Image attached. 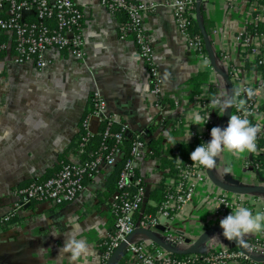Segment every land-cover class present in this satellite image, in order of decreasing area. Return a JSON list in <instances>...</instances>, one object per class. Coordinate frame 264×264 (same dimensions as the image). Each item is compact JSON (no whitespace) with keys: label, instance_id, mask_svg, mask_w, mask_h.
<instances>
[{"label":"crops","instance_id":"0c3cea01","mask_svg":"<svg viewBox=\"0 0 264 264\" xmlns=\"http://www.w3.org/2000/svg\"><path fill=\"white\" fill-rule=\"evenodd\" d=\"M136 1L153 5L144 14V26L160 71L164 102L177 114L173 119L185 123V131L195 123V100L205 83L196 92L187 81L203 70V62L193 51L186 50L172 17L173 0ZM74 2L83 13L81 58L68 48L51 49L45 53L48 65L39 69L29 62L18 64L9 56L0 57V264H70L66 255H59V249L72 233L73 224L80 225L77 238H83L90 246L82 264L98 261V244L113 224L104 206L108 196L103 194L111 169L104 168L86 180L71 202L31 201L16 205V189L22 181L45 175L61 158L79 160L74 141L93 89L103 94L108 111L126 125L128 136L142 127L148 140L166 133L165 126L153 122L154 96L149 90V72L137 56L134 41L119 36L117 17L99 0ZM201 8L211 23L207 34L216 63L226 72L219 53L235 52L234 30L241 12L238 8L229 12L226 0H202ZM214 74L221 87H227L222 77ZM257 93L264 101V82ZM175 98L179 99L178 106L173 104ZM91 129H98L94 117ZM240 155L221 153L213 168L215 175L232 177L234 166L241 163ZM137 169L148 183L146 187L150 186L149 191L163 177V170L153 169L150 157L139 160ZM205 187L215 188L208 183ZM203 198V192L198 191L193 203L178 215L179 224H186L187 229L197 233L206 230L213 220L212 206ZM249 198L254 202L253 213L264 211V193H251ZM222 232L209 235L199 250L206 252L225 244L227 239ZM245 238L264 240V232L249 233Z\"/></svg>","mask_w":264,"mask_h":264},{"label":"built area","instance_id":"2783aa9c","mask_svg":"<svg viewBox=\"0 0 264 264\" xmlns=\"http://www.w3.org/2000/svg\"><path fill=\"white\" fill-rule=\"evenodd\" d=\"M196 0H173L172 17L174 24L184 39L187 51H193L203 62V70L208 80L201 85L202 93L196 96L195 113L203 117L199 125L192 122L182 134L177 135V143H166L165 134L177 126L176 113L170 104L164 102L160 71L155 62L154 49L151 39L144 26V14L153 5L136 0H99L100 4L112 12L116 6L123 7L128 14L129 21L125 26H118L121 38H131L136 46L137 56L148 69L149 90L154 96L153 116L154 124L165 126L163 145L166 151L174 149L184 141L189 131L192 136L188 143H193L191 151L203 142L211 139L212 127L219 126L222 118L220 108L213 109L212 99H227L228 89L221 87L216 79L213 66L208 53L200 50L197 36L189 32V25L194 13L191 12ZM227 10L238 8L241 12L238 27L234 30L235 52L222 51L220 60L224 62L227 75L233 89L231 114L247 118L253 125H259L257 134V150L245 152L240 155L241 163L232 173L238 185L264 184L259 172L264 174V162H251L250 156H264V101L259 97L257 90L264 82V71L254 68L264 64V31L259 30L258 24L264 22V0H226ZM0 11L5 16L0 17V51L9 49L11 36L14 37L15 53L8 55L15 63H32L36 68L42 69L49 63L45 53L51 49H70L71 53L81 58L84 54L81 20L83 13L74 0H0ZM34 15L35 20H27ZM50 23L54 25L51 26ZM7 34L6 42L1 41V35ZM93 111L81 119L82 130L79 142L81 157L78 161H70L61 166V169L46 179L36 180L29 186L18 189L17 207L31 201H49L63 204L73 201L85 185L86 177L94 178L104 168L114 170L118 161L124 157L120 147H112L108 151L98 153L94 157L83 158L86 144L91 141L99 131L102 123L107 125L102 135L120 142L125 137H133L129 148V158L123 162L116 181L117 190L104 201L105 210L112 216L113 224L105 232L100 241V257L96 264H107L114 252L124 244L120 253L111 264H253L252 259L239 249H232L229 244H221L213 250L206 252H192L182 257H176L164 249L146 234L134 232L136 229H145L151 232L164 244L175 249L187 248L202 232L189 230L186 224H179L178 215L193 203L198 191L203 192V200L212 206L213 220L209 225L220 224V220L234 211L237 203L253 209L254 202L250 200L251 194H235L215 186L206 175V168L196 165L187 155L177 154L172 165L174 175L165 180L166 194L158 203L146 201V205L156 206L153 212L141 211L145 198V184L142 175L135 170L137 162L148 156L147 137L142 127L128 136L126 125L121 122L115 113L107 109L106 101L99 89H93L89 95ZM175 106L179 99L173 100ZM210 113L207 121L208 114ZM98 121L97 131L91 129V118ZM229 117L224 127L227 126ZM172 118V119H171ZM172 121V123L170 122ZM116 123L120 126L118 131H111L110 126ZM152 167L157 171L158 157H150ZM236 166V165H235ZM205 183L214 189L207 190ZM251 202H250V201ZM249 201V202H248ZM5 219H8L6 217ZM205 231V230H204ZM130 236V237H129ZM187 239L190 241L188 242ZM249 241L243 237V243L249 252L256 256H264V243ZM264 242V240H262ZM259 263V262H258ZM260 264H264L261 262Z\"/></svg>","mask_w":264,"mask_h":264},{"label":"trees","instance_id":"16d2710c","mask_svg":"<svg viewBox=\"0 0 264 264\" xmlns=\"http://www.w3.org/2000/svg\"><path fill=\"white\" fill-rule=\"evenodd\" d=\"M191 12H193L194 16H195V4L193 5ZM112 13L117 17L119 26H125L126 23L129 21L128 14L123 7H119V6L114 7L112 9ZM200 15H201L202 25H203L204 29L206 30V32H208L211 23L204 16V12H203V9L201 7H200ZM1 16H5L4 11H0V17ZM27 20H30V21L35 20V16L30 15V16H28ZM82 23H83V19L81 20V26H82ZM50 24H51V26L54 25L53 23H50ZM258 27H259V30L264 31V22L259 23ZM188 29H189V32L191 35L197 36L199 38L200 50L204 53H208L206 44L203 40L202 33L200 31V28L197 24L195 17H193L191 19V23H190ZM8 37L9 36L7 34L1 35V41L6 42ZM10 39H12V42H10L9 49L8 50L5 49L4 51H0V57L12 55L13 53H15V48H14L15 45H14V41H13L14 37L11 36ZM254 68L264 71V64L256 65ZM207 80H208V75H207L206 71L202 70V71H199L196 75L189 78L187 82L193 87V90L195 89V91L197 92L199 85L202 82H206ZM194 95H195V93H194ZM92 111H93V107L89 101L88 107H87L85 113L83 114V116L81 117V119L84 118L86 115L90 114ZM80 122H81V120H80ZM176 123H177V126H175V128L172 129V132L170 133V135H172V136H177L178 134H176V133L183 132L184 128L186 126L183 121H180V122L177 121ZM106 127H107V125L105 123H102L99 126L98 133L95 134L94 137L91 139V141H89L86 144L85 153L83 155V158H89V156H90L89 153H90L91 156L94 157L98 153L108 151L112 147H120L124 151V157L120 161H118L114 170L111 172V174L109 176L108 182L106 184V190L103 193L105 198L117 190L116 181L118 178V174H119L120 169L123 166V162L127 158L130 157L129 156V148H130V145L133 141V137H131V138L125 137L120 142H115V140H113L112 138H104L102 133H103V131H105ZM110 129H111V131L115 132V131H118L120 129V126L117 125L116 123H113L110 126ZM81 133H82V130L79 129V132H78V134L75 138V141H74L75 150L77 151V153L80 157L82 155L79 152V142H80ZM163 138H164L163 135H159L158 137L147 141V146L149 149L148 156L149 157H158L159 160H158L157 169L163 170L162 179L158 183H156L154 185V187L149 191L150 202H154V203H158L159 201H161L165 197V194L167 192L165 189V180L167 179V177L174 175V169H173L172 165L174 163L176 155L177 154L187 155L188 152L191 151V149L193 147V143L181 142L178 145H176L174 147V149L166 151L165 147L163 145ZM263 144H264V142L262 141L260 143V146H262ZM249 159L251 160V162L260 161L261 164L264 162V156L263 155L250 156ZM67 162H70V161L68 159L61 158L59 160V163L56 165V167L54 169L47 170L45 175L39 177L36 180H42V179H46L50 176H53L55 173H57L61 169V166ZM135 173L137 175L140 174L139 170L137 168L135 170ZM259 175L264 180V174L262 171L259 172ZM88 179H89V177H86L85 181ZM36 180L22 181L18 185L16 190L27 187L32 182H34ZM144 184H145L144 187H145V192H146V185L148 183L144 181ZM155 209H156V206H153L152 204H149L144 208L145 212H153ZM248 240L252 241V242L257 241L254 238H249ZM260 243H264V242H262V240H260ZM231 248L234 250L238 249L237 247H231ZM173 255L176 257H182L185 254L173 253ZM252 263L258 264V262H255V261H252ZM121 264H124V263H121Z\"/></svg>","mask_w":264,"mask_h":264},{"label":"clouds","instance_id":"9594fccd","mask_svg":"<svg viewBox=\"0 0 264 264\" xmlns=\"http://www.w3.org/2000/svg\"><path fill=\"white\" fill-rule=\"evenodd\" d=\"M213 109L219 107L224 115L226 109L230 108L231 101L224 99H212L210 101ZM210 113L208 114L207 121ZM195 124L200 123L203 117L195 114L193 117ZM259 125H253L247 118L240 115L231 114L226 127L214 126L211 129V139L198 145L190 153V159L196 165H202L204 168L212 169L217 164V158L223 152L239 156L245 152H255L257 150V134ZM192 133L189 131L184 137L188 143ZM166 143L171 146L177 143V137L165 134ZM220 226L223 229L222 235L227 240H235L243 243V237L249 233L264 232V211L253 213L251 209L237 203L234 211L220 220ZM72 233L67 236L63 246L59 249V255H66L70 264H82L89 253V245L83 238H77L80 230L79 224L71 226ZM147 264V262H146Z\"/></svg>","mask_w":264,"mask_h":264},{"label":"water","instance_id":"95a60500","mask_svg":"<svg viewBox=\"0 0 264 264\" xmlns=\"http://www.w3.org/2000/svg\"><path fill=\"white\" fill-rule=\"evenodd\" d=\"M201 2L202 0H196L195 1V19L197 21V24L200 28V31L202 33L203 40L206 44L207 50H208V55L210 57V62L211 65L213 66V69L216 73H218L222 79L226 82L227 84V89H228V100L231 101V106H232V99H233V89H232V84L231 81L227 75V72H224L219 69L217 63H216V58H215V52L211 44V40L205 31L202 21H201V15H200V7H201ZM231 106L230 108L226 109L224 115H222L221 121L219 123V126L221 128L224 127V124L229 117L230 111H231ZM206 175L209 178V180L217 187H220L221 189H224L226 191L235 193V194H251V193H264V184H259V185H238L237 182L233 179V177L229 176H223L222 178H219L215 175L212 169H207L206 168ZM149 188L150 186L148 185L146 187V192H145V198H144V203L142 204L141 211L144 210L146 206V201L149 197ZM218 230H223L220 226V224H215L210 226L208 229L203 231L196 240H194L187 248L183 250L175 249L169 245L164 244L162 241H160L157 237H155L151 232L145 229H136L134 232H141L146 234L150 239L155 241L158 245L163 247L164 249L170 251L171 253H179V254H188L192 252H201L199 250L200 244L212 233ZM130 237V236H129ZM189 242L190 240L187 239ZM226 244H229L231 247H237L239 250H241L243 253L248 255L249 258H251L255 262H264V256H256L252 254L251 252L248 251V249L245 247L244 243L237 242L235 240H227ZM124 244L120 245V247L114 252V254L111 256L110 260L108 261L107 264H111L113 260L116 258V256L120 253L121 249L123 248Z\"/></svg>","mask_w":264,"mask_h":264},{"label":"rangeland","instance_id":"374dc122","mask_svg":"<svg viewBox=\"0 0 264 264\" xmlns=\"http://www.w3.org/2000/svg\"><path fill=\"white\" fill-rule=\"evenodd\" d=\"M225 157H226V159H229V156L228 155H226ZM239 167H240V165L234 166V168H239Z\"/></svg>","mask_w":264,"mask_h":264}]
</instances>
